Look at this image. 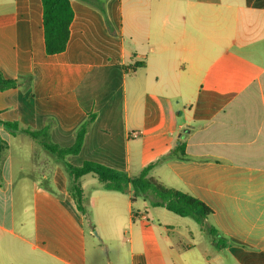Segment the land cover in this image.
<instances>
[{"label":"crops","instance_id":"1","mask_svg":"<svg viewBox=\"0 0 264 264\" xmlns=\"http://www.w3.org/2000/svg\"><path fill=\"white\" fill-rule=\"evenodd\" d=\"M103 1L105 16L70 0L66 48L46 55L41 0H0V76L19 84L0 91V119L29 130L50 119L52 141L69 147L93 114L80 153L67 158L71 165L92 161L135 176L153 164L150 176L161 185L213 211L204 227L217 236L204 233L214 262L264 264V0ZM136 63L143 67L133 69ZM0 139L7 144L0 154V264H98L86 244L92 218L103 226L100 214L117 210L131 224L166 217L145 199L132 203L130 190L104 191L86 175L85 220L48 153L27 135L0 128ZM179 141L185 157L163 159ZM157 231L166 249L149 247L150 261L186 264L168 230ZM132 258L149 263L143 252Z\"/></svg>","mask_w":264,"mask_h":264},{"label":"trees","instance_id":"2","mask_svg":"<svg viewBox=\"0 0 264 264\" xmlns=\"http://www.w3.org/2000/svg\"><path fill=\"white\" fill-rule=\"evenodd\" d=\"M86 5L98 9L105 16L103 0H79ZM42 4V26L44 32V50L46 55H57L64 52L68 39L69 28L73 19V12L70 6V0H41ZM108 30H113L105 18ZM133 69L143 67V63H136ZM27 79L30 85V78ZM15 79H4L0 76V91L15 89L18 87ZM95 119L93 114H89L87 119L78 126L74 131L73 143L69 147H62L54 143L51 139L52 120H48L47 124L39 130H29L22 128L16 121H4L0 119V128L12 136L19 134L27 135L36 142L49 156L58 164L68 181L67 191L73 199L76 209L88 220L90 210L88 205V195L81 187L80 179L86 175L94 176L100 188L104 191H112L126 194L130 190L132 192L130 201L133 203L137 198L141 197L148 200L150 207L163 208L168 212L181 217L190 218L196 224L204 227V222L212 214L213 211L194 195L182 192L176 189H169L161 185L157 180L150 176V170L153 164L143 168L139 174L128 176L124 172L116 171L99 163L85 161L81 166H73L67 158L76 156L80 153L84 136L88 127ZM185 143L179 141L178 144L163 159H183ZM7 144L0 139V154L6 151ZM1 156V155H0ZM2 158L0 157V167ZM49 192L54 193L49 187H45ZM206 232L213 238L217 236V232L205 227Z\"/></svg>","mask_w":264,"mask_h":264},{"label":"rangeland","instance_id":"3","mask_svg":"<svg viewBox=\"0 0 264 264\" xmlns=\"http://www.w3.org/2000/svg\"><path fill=\"white\" fill-rule=\"evenodd\" d=\"M141 200L134 205L135 212L140 209ZM158 212H162L166 217L155 220L148 215L145 219H134L132 224L129 223V214L126 210H117V214L103 212L99 217L103 226H98V217L95 216L88 224L90 227L86 226L87 233L92 231L91 235L87 234L86 237L88 255L92 256L93 260H98V264H131L134 260L132 256L143 252L148 264H153L150 261L152 250L148 248L158 244L166 249V244L157 231L159 225L168 230L166 234L170 238L173 250L179 255L182 254L186 264H197V261H202V257L208 259L210 264H219L213 261L216 250L209 248L208 235L204 233L205 227L199 226L190 218L178 217L165 209ZM139 244L143 247L140 248ZM190 244L195 247L184 251L185 246ZM95 246L99 249H95Z\"/></svg>","mask_w":264,"mask_h":264}]
</instances>
